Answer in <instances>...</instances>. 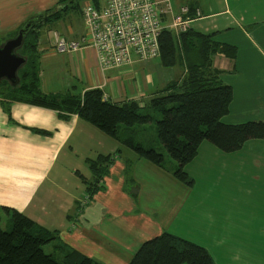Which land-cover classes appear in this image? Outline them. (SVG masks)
I'll list each match as a JSON object with an SVG mask.
<instances>
[{
  "label": "crops",
  "instance_id": "obj_1",
  "mask_svg": "<svg viewBox=\"0 0 264 264\" xmlns=\"http://www.w3.org/2000/svg\"><path fill=\"white\" fill-rule=\"evenodd\" d=\"M56 1L0 0V45ZM168 1L171 11L163 17L165 22L187 6L188 28L213 33L214 38L221 29L208 32L198 22L225 12L229 24L240 25L238 14L236 18L229 14L227 2L224 10L204 13L203 0ZM259 9L264 11V3ZM196 23L205 31L195 28ZM263 24L252 25L257 28L252 38L238 27L244 52L236 41L233 60L222 53L212 58L221 81L232 90L229 111L221 118L225 123L264 120ZM53 30L49 28L48 34ZM67 32L65 38L75 39L84 29L74 32L69 24ZM48 38L41 33L38 39L39 89L44 94H82L88 88H100L111 102L146 104L171 82L155 81L149 74L138 81L134 78L138 60L102 71L94 48L58 53L53 36L51 41ZM217 41L233 42L223 36ZM256 57L262 66L255 65ZM150 60H146L149 69H159ZM2 85L0 91L6 94L8 88ZM3 95L0 207L13 208L55 231L52 247L63 243L100 264H128L144 241L166 231L203 246L215 264H264V138L247 139L230 152L201 142L195 157L184 166L192 180L186 185L173 175L175 160H167L168 166L155 165L76 114L62 119L54 109L7 101ZM34 128L50 134L33 132ZM98 154L113 158L101 187L89 196L87 183L78 174L89 183L92 173L86 160Z\"/></svg>",
  "mask_w": 264,
  "mask_h": 264
},
{
  "label": "trees",
  "instance_id": "obj_2",
  "mask_svg": "<svg viewBox=\"0 0 264 264\" xmlns=\"http://www.w3.org/2000/svg\"><path fill=\"white\" fill-rule=\"evenodd\" d=\"M88 1L96 7L101 2L57 0L43 12L50 13L42 22L30 27L18 49L26 62L17 72L16 83L0 81V84H6L1 86L2 89L8 88L6 94L0 91V94H4L3 98L54 109L62 119L76 114L105 135L132 149L138 156L163 166V153L153 148H144L130 137L121 138L119 135V125L132 127L155 121L158 141L177 163L173 175L186 185L191 184L192 180L184 166L195 157L201 142H210L218 149L230 152L238 150L247 139L264 138V120L231 124L221 119L229 111L232 90L230 85L221 81V71L213 67L212 58L217 53L234 58L236 46L213 40V33H203L192 28L177 35L170 30L162 31L159 37L160 63L170 67L181 62L185 71L178 80L169 82L150 97L148 104L136 100L111 102L105 99L100 88H88L82 94L42 93L38 75L41 25L64 20L70 14H77L81 18L84 2ZM148 107L158 112L160 117L154 120L152 114L141 112L142 108ZM32 131L50 134L35 128ZM112 158L111 154H98L96 158L86 160L92 180L88 183L83 176L78 175L87 183L86 192L89 196L101 187L100 181ZM0 210L9 221L11 219L9 231L0 227V264H100L63 243L53 244L52 253H45L43 245L57 238L55 231L37 225L13 208L0 207ZM56 252L61 254L60 261L53 255ZM128 264L215 263L203 246L164 231L144 241Z\"/></svg>",
  "mask_w": 264,
  "mask_h": 264
},
{
  "label": "built area",
  "instance_id": "obj_3",
  "mask_svg": "<svg viewBox=\"0 0 264 264\" xmlns=\"http://www.w3.org/2000/svg\"><path fill=\"white\" fill-rule=\"evenodd\" d=\"M170 11L168 0H103L98 7L88 1L82 7L84 33L68 39L53 31V47L66 53L90 46L102 71L150 60L160 55L163 30L177 35L188 29L191 18L184 17L188 7H181L180 14L165 22L163 17Z\"/></svg>",
  "mask_w": 264,
  "mask_h": 264
},
{
  "label": "rangeland",
  "instance_id": "obj_4",
  "mask_svg": "<svg viewBox=\"0 0 264 264\" xmlns=\"http://www.w3.org/2000/svg\"><path fill=\"white\" fill-rule=\"evenodd\" d=\"M225 2L228 3L230 11L229 14H232L234 18H236V15L238 14L239 22L240 25V30L244 32L245 34H248L250 38L255 36V31L257 28L252 27L253 24H258L264 22V11H257V6H260L261 3H264V0H203V11L204 13H212L216 11H221L225 9ZM86 2H84L85 4ZM255 22V23H252ZM202 23L207 27L208 32L212 31H218L221 29L220 32L217 33L216 38L213 36V40H219V38H226L229 39L230 41H233L232 43L227 42L229 44L235 45L236 41H238V48L241 49V51L244 52V48H241L243 45L241 44L243 38L238 33V27L235 24H229L231 23L228 19V15L225 12H222L221 14L218 12L217 15H214L213 17H210L208 19H205L203 22H198ZM198 23L196 25L194 24L195 28L203 30L204 28H199ZM70 24L74 32H79L81 28L84 29L83 27V21L82 17L78 16L77 14H70L65 17L64 20L60 21H54V22H48L44 23L41 25V33L45 35V37H49L48 39L51 41L52 39V32L57 31L63 36L68 35L67 32V27ZM228 25H231V28H226ZM264 25V24H263ZM81 26V27H80ZM193 26V27H194ZM53 28V30L50 34H48V29ZM240 31V32H241ZM227 34V35H226ZM15 33L13 34V36ZM78 35V34H77ZM242 39V40H240ZM5 41V39H4ZM222 42V41H221ZM242 55V54H241ZM234 58H231L233 60ZM151 63L158 64L159 69L151 71L149 69V65L147 61H141L140 63H137L134 66V69L136 70V74L134 75V78H136L138 81L143 82L147 78V74L152 76V78L155 81H174L178 80L179 77L183 74L184 72V66L181 62L176 63L174 66L170 67H163L160 64L159 58H153L150 60ZM254 63L256 66H262V60L258 57L254 59ZM151 73V74H150ZM133 76V74H132ZM145 102V101H144ZM142 102V103H144ZM147 104L149 103V99L146 101ZM141 112L143 113H150L153 115L154 120L159 118L160 115L158 112L153 111L152 109L148 108H142ZM125 128H130L128 131ZM119 135L122 138L125 137H130L134 143L140 144L144 148H153L156 151H159L164 154L165 159H164V164L165 166H168L169 163L167 160H173L162 144L158 141L157 137V131H156V125L155 121L150 122V123H145V124H136L134 126H125V125H119ZM186 171V167L184 168ZM0 227L1 229L5 231H9L11 229V219L9 221V218H7L6 214H3V211L0 210ZM56 241L54 240L52 243H55ZM52 243H47L43 245V249L45 253H52L53 247ZM56 260L60 261L61 254L56 252L53 254Z\"/></svg>",
  "mask_w": 264,
  "mask_h": 264
},
{
  "label": "water",
  "instance_id": "obj_5",
  "mask_svg": "<svg viewBox=\"0 0 264 264\" xmlns=\"http://www.w3.org/2000/svg\"><path fill=\"white\" fill-rule=\"evenodd\" d=\"M48 13L50 12L25 21L14 36L8 38L0 45V81L6 80L10 84L16 83L17 72L26 62L25 58L18 53V49L22 46L25 35L30 27L42 22Z\"/></svg>",
  "mask_w": 264,
  "mask_h": 264
}]
</instances>
